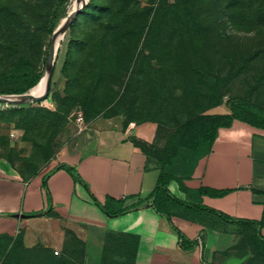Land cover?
I'll use <instances>...</instances> for the list:
<instances>
[{
  "label": "rangeland",
  "instance_id": "rangeland-1",
  "mask_svg": "<svg viewBox=\"0 0 264 264\" xmlns=\"http://www.w3.org/2000/svg\"><path fill=\"white\" fill-rule=\"evenodd\" d=\"M77 6L0 0V94L41 79L55 24ZM152 20L171 27L141 45ZM232 105L241 121L264 131V0H85L59 39L46 96L0 101V173L46 175L63 154L79 151L90 123L102 118L155 121L160 155L173 125ZM163 207L221 232L208 264H264L263 227L186 204ZM60 229L56 247L0 237V264H131L124 234L62 222Z\"/></svg>",
  "mask_w": 264,
  "mask_h": 264
},
{
  "label": "crops",
  "instance_id": "crops-1",
  "mask_svg": "<svg viewBox=\"0 0 264 264\" xmlns=\"http://www.w3.org/2000/svg\"><path fill=\"white\" fill-rule=\"evenodd\" d=\"M156 128L152 120L96 119L79 151L63 154L46 175L22 179L0 173V237L20 234L27 246L42 242L56 247L62 222L95 234L123 233L132 240V264H208L222 242L221 232L197 216L164 214L148 204L157 162L133 139L153 143ZM182 184L189 194L175 179L166 187L174 197L229 220L260 219L264 131L238 119L218 127L209 151L197 159ZM198 188L225 192L193 191Z\"/></svg>",
  "mask_w": 264,
  "mask_h": 264
},
{
  "label": "trees",
  "instance_id": "trees-1",
  "mask_svg": "<svg viewBox=\"0 0 264 264\" xmlns=\"http://www.w3.org/2000/svg\"><path fill=\"white\" fill-rule=\"evenodd\" d=\"M180 26H185L183 22L179 23ZM188 25V24H186ZM189 26V25H188ZM170 24H161L156 21H150L145 28L144 35L141 40V45L147 44L152 40L151 35L159 33L161 30H167L170 28ZM126 31V30H125ZM37 80H31L25 87L19 89L17 92H22L31 88ZM233 119L244 120V117L239 113L238 108L235 105L230 107V112H201L191 114L188 118L180 121L172 126L169 134V138L163 147V154L158 155L155 151L153 143H146L140 139H133V143L138 145L143 151L150 154L157 162L158 174L156 176L155 184L150 192L148 204L152 206L156 211L164 214H168L164 210V204L171 202L175 204H186L192 209L200 210L205 209L214 211L212 209H206L202 205L197 203H185L184 201L174 197L167 189L166 183L170 179H175L179 186L189 194L191 192L182 184V179L188 177L198 158L206 154L211 146L212 140L216 134V130L221 126H229ZM125 123V122H122ZM157 124V123H156ZM157 129V128H156ZM205 191L212 194H222L225 189L221 190H209L204 188H198L195 191ZM216 212V211H214ZM217 213V212H216ZM221 215L220 213H218ZM224 217V215H221ZM226 218V217H224ZM227 219V218H226ZM229 220V219H227ZM232 221V220H231ZM238 222L255 223L264 228V206L262 214L258 220H244ZM112 232V231H109ZM118 233V232H115ZM123 234V233H121ZM20 235V234H19ZM21 237V235H20ZM127 237V236H126ZM129 238V237H128ZM131 240V238H129ZM132 242V240H131ZM181 245H186L182 238L179 240ZM264 242V241H262ZM192 243V241H191ZM190 244V243H188ZM132 248V244H131ZM131 264H132V251H131Z\"/></svg>",
  "mask_w": 264,
  "mask_h": 264
},
{
  "label": "water",
  "instance_id": "water-1",
  "mask_svg": "<svg viewBox=\"0 0 264 264\" xmlns=\"http://www.w3.org/2000/svg\"><path fill=\"white\" fill-rule=\"evenodd\" d=\"M84 2H85V0L82 2V4ZM82 4H80L78 7H76L72 11H70L66 21L63 24V28H65L68 25L71 17L76 14L77 10L82 6ZM53 37H54V31L51 33V37H50V41H49V45H48V51H47V55L45 57V69L47 71H46L45 85H44V89L42 90V92H40L38 94H32L28 90H25V91L17 93L16 97H7L3 94H0V101H4V102H8V103H14V102L20 103V102H23L26 100L37 101V100H40L41 98L46 96L50 72H51V66H52V59H53V55H54L53 45H52Z\"/></svg>",
  "mask_w": 264,
  "mask_h": 264
},
{
  "label": "bare ground",
  "instance_id": "bare-ground-1",
  "mask_svg": "<svg viewBox=\"0 0 264 264\" xmlns=\"http://www.w3.org/2000/svg\"><path fill=\"white\" fill-rule=\"evenodd\" d=\"M83 1L84 0H75V4L79 6L80 4H82ZM69 13H67L66 15L64 14L65 16H63L62 18L60 17L61 19L59 18L60 20L58 19L56 24H55L54 37H53V43H52L54 54H55L59 39L61 38V35L64 31L63 24L66 21ZM45 79H46V72L41 77V79L32 88L29 89V92L32 94H38V93L42 92V90L44 89V85H45ZM3 95H5L7 97H16V94H3Z\"/></svg>",
  "mask_w": 264,
  "mask_h": 264
}]
</instances>
